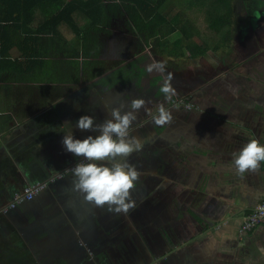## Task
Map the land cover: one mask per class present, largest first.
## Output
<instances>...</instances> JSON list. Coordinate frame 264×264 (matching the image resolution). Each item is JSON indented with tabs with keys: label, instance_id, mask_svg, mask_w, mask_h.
Segmentation results:
<instances>
[{
	"label": "crops",
	"instance_id": "1",
	"mask_svg": "<svg viewBox=\"0 0 264 264\" xmlns=\"http://www.w3.org/2000/svg\"><path fill=\"white\" fill-rule=\"evenodd\" d=\"M144 2L162 6L154 16L129 0H0V207L15 190L53 176L78 158L62 144L66 123L71 122L76 139L95 136L77 129L81 115L100 123L113 108L126 111L131 99L142 97L146 107L131 134L143 148L127 158L140 173L131 196L134 210L155 212L160 261L264 264V223L243 237L237 234L243 217L264 198V162L243 176L232 167L233 153L249 140L264 144V64L257 75L240 70L248 58L224 62L216 57L206 67L185 58L179 64L183 55L178 56L180 44L174 46L173 35L182 29L192 35L208 29L183 20L170 0ZM187 2L202 6L198 0ZM197 10L188 13L200 19L202 7ZM234 30L232 26V36ZM221 50L228 53L230 47L212 51ZM187 51V57L193 55L188 49L185 55ZM161 61L174 76L177 96L187 95L192 109L176 110L164 101L163 75L145 70L148 63ZM162 102L174 117L164 128L152 123ZM73 179L69 173L33 205H25L50 217L51 241L46 233L42 240L47 247L36 248L49 249L45 257L53 255L50 251L78 254L80 237H91L99 211H107L73 191ZM2 215L0 226H6ZM125 215L133 227V217ZM63 231L73 238L71 247L57 244Z\"/></svg>",
	"mask_w": 264,
	"mask_h": 264
},
{
	"label": "clouds",
	"instance_id": "2",
	"mask_svg": "<svg viewBox=\"0 0 264 264\" xmlns=\"http://www.w3.org/2000/svg\"><path fill=\"white\" fill-rule=\"evenodd\" d=\"M145 70L163 75L160 92L164 101L179 110L180 102L173 101V97L178 95L171 83L174 76L166 72L165 63H148ZM146 103L142 97L133 98L128 104V110L113 108L110 118L100 123L93 116L81 115L76 121L77 129L96 133L84 139L74 138L70 130L71 122L65 124L62 144L67 152L82 158L70 169L74 178L72 190L80 193L85 202L99 208L106 207L109 212L116 214H128L135 209L131 192L136 187L140 173L127 158L143 148L141 139L131 133L137 115L146 107ZM173 119L172 110L162 102L157 108V114L152 116V123L164 128ZM261 162H264V144L251 139L238 153H233L232 167L237 175L243 176L247 172L257 171Z\"/></svg>",
	"mask_w": 264,
	"mask_h": 264
},
{
	"label": "flooded vegetation",
	"instance_id": "3",
	"mask_svg": "<svg viewBox=\"0 0 264 264\" xmlns=\"http://www.w3.org/2000/svg\"><path fill=\"white\" fill-rule=\"evenodd\" d=\"M247 11L249 12V10ZM245 12L246 11H243V13ZM35 199L36 196H34L33 200ZM13 208L9 210L12 212ZM28 211L29 212L19 213V216L14 217L13 221H6L7 219L5 217L4 221L9 223H7L6 226H0V240L8 239L13 235L14 238L8 239L10 242L22 241L23 244H28L30 246L28 253L34 255L38 253L37 249L47 247V245L43 244L44 241L42 239H46L44 236L51 227H49L50 225L46 221L48 220V215L42 214L38 212V210ZM99 214L100 216H98V220H96L98 223L95 221L94 224H92L91 219V222L89 219H86L89 224L93 225L94 233L91 237L87 235H83L82 238L80 237L82 242L80 243V251L78 254L72 255L65 252L66 255L62 254V256L65 257L64 259H55L53 255H49L39 259V261L43 264H61V262L63 264H144L153 256L158 259L157 263L160 261L157 253V244L155 243L157 239V219L155 212L149 211L143 213L139 210H132L129 212L128 214L133 217V222L135 223L133 227L130 225L129 221L124 218V216H126L125 214H116L108 210L106 212L99 211ZM31 231L35 233L33 234L34 236H32ZM146 231L151 237H148ZM172 233L173 232H171V234ZM46 237L51 241V234L48 233ZM170 237L172 238V235H170ZM148 238H154L153 241L148 244L146 243L150 248H148L150 250L149 252L148 249L146 251L143 248ZM70 239L73 238L70 237V233L69 236H67L66 232L59 236L58 242L60 241V246L71 247L73 241ZM32 243L36 245L33 246ZM160 263L172 264L173 261L167 263L161 261Z\"/></svg>",
	"mask_w": 264,
	"mask_h": 264
},
{
	"label": "rangeland",
	"instance_id": "4",
	"mask_svg": "<svg viewBox=\"0 0 264 264\" xmlns=\"http://www.w3.org/2000/svg\"><path fill=\"white\" fill-rule=\"evenodd\" d=\"M234 1H235L234 4L236 5V11H235L236 13L233 20V27L235 28V30L232 36L233 39L232 42L233 41L234 42L232 43L233 45L230 46L229 52L227 53L226 51L223 50L219 52H213L212 49L210 48L212 39H210V37L207 36L209 34L208 31L207 32L208 34L207 33L200 34V38L199 35H193L192 38L190 37V39L187 40L183 38L182 42L180 43V45L176 50V52H178L177 54H179L178 55L179 57L183 55V57H180V60L178 62L179 64H183L185 60L190 59L187 60V62H192L201 67L203 66L206 67V66H211L209 63H211L212 60L214 61L216 57L220 58V60L224 62H227L228 60L229 62H231L230 59H232L233 57L242 59L241 61H244L246 58H248L249 60L248 63L242 64L240 70L242 71L244 70L245 72L244 74H249V73L251 74L255 71L256 75L258 72L261 71L262 64H264V38L262 35L264 30L261 29V27L264 28V0H256L255 2H253L252 7L248 9L242 8L241 1L238 0H234ZM170 2L172 4L171 6L179 7V9L183 14L182 16L183 20H187L189 24L195 23V25L199 30L205 28V26L202 24L203 21L201 20V18L199 19L197 15H194L193 13H188L191 10H196V12L198 11L197 9L199 6H197L196 3L187 2V0L178 3L170 0ZM247 10H249L248 14L246 13L248 12ZM243 11L246 12L243 13ZM247 15H249L248 18ZM256 28H258L260 32L258 31L254 32V29ZM180 32H176L173 35V37H177V38L181 37ZM254 33L257 34L254 35ZM231 48H233V51L234 48L239 50L241 52L240 57H236L238 55V51L234 53L231 50ZM186 49L188 50L191 49L190 50L191 54H192V50L196 52L198 51V55L195 56L194 54L187 57V55H189L190 52L187 51L185 55ZM85 63H87L86 60ZM181 67L183 69L186 68V64L182 65ZM170 228L171 226L168 227V229ZM189 230L191 231L192 228H190ZM173 233H175V231H173ZM179 234H182V231H180ZM188 235L190 236V233H188ZM185 237L188 238L187 235H185ZM9 238H14V236L12 235ZM172 238L177 240L176 236L174 235H172ZM8 239L0 240V264H43L39 261V259L45 258V252H47L49 249L42 250L34 255H30L28 253V250L30 248L28 244H23L22 241L19 242L13 241L11 243L10 240ZM58 244L60 245V241L58 242ZM175 244L177 245L178 243L176 242ZM143 248L147 251L148 249L147 244L143 245ZM50 252L53 254V258L55 259L60 260L65 258L64 256L61 255V253L60 255H58L57 253L59 252L57 253L53 251ZM157 260L158 259H156V257L153 256L150 259H148V262L144 264H148V263L159 264L161 261H158L157 263ZM61 264L63 263L61 262Z\"/></svg>",
	"mask_w": 264,
	"mask_h": 264
},
{
	"label": "trees",
	"instance_id": "5",
	"mask_svg": "<svg viewBox=\"0 0 264 264\" xmlns=\"http://www.w3.org/2000/svg\"><path fill=\"white\" fill-rule=\"evenodd\" d=\"M132 1V6L140 11L143 12H155L153 15L155 16L158 11H160L162 3H155L150 4L147 2H144L146 0H129ZM241 1V6L244 9H248L252 7L253 2L256 0H238ZM234 0H198V4L202 3V11H201V20L203 21L202 24L205 26V30L209 31V34L207 35L212 39L210 48L213 51H217L219 48H228L230 47V43L232 40V26H233V20L235 16L236 11V5L234 4ZM71 5V4H70ZM129 5V4H128ZM72 6L75 7V4L72 3ZM248 18V15H247ZM178 19V17H177ZM176 19V21H177ZM150 21V20H149ZM187 31V30H186ZM182 29L181 31V37L176 38L174 42V46L179 45L183 38L188 39L192 37V34L185 33ZM199 38H200V34ZM188 48V47H187ZM191 50V49H190ZM192 54L197 55L198 51H193Z\"/></svg>",
	"mask_w": 264,
	"mask_h": 264
},
{
	"label": "built area",
	"instance_id": "6",
	"mask_svg": "<svg viewBox=\"0 0 264 264\" xmlns=\"http://www.w3.org/2000/svg\"><path fill=\"white\" fill-rule=\"evenodd\" d=\"M173 101L180 102V105L186 109H192L195 105L190 101L187 95L183 96H176L173 98ZM81 157L73 161L72 163L68 164L47 179L37 180L32 183H28L23 186L20 190H15L11 194V198L7 201L2 207H0V212H6L7 210L15 207L18 204H21L25 201L31 200L36 196L41 190H43L47 183L53 179L60 178L64 176L66 173L70 172L71 167H74L77 162L81 161ZM264 223V198L257 202L254 207L251 209L249 213H247L237 229V234L239 237H243L245 234L253 230L257 225Z\"/></svg>",
	"mask_w": 264,
	"mask_h": 264
},
{
	"label": "water",
	"instance_id": "7",
	"mask_svg": "<svg viewBox=\"0 0 264 264\" xmlns=\"http://www.w3.org/2000/svg\"><path fill=\"white\" fill-rule=\"evenodd\" d=\"M79 158V157H78ZM78 158H75L74 160H72L71 162L69 161V162H67L62 168H60V170H62L63 168H65V166H67L68 164H70V163H72L73 161H75L76 159H78ZM60 170H58L57 172H59ZM56 172V173H57ZM55 173V174H56ZM69 173H71V172H69ZM69 173H66L64 176H66V175H68ZM53 176H54V174H53ZM64 176H62V177H60V178H56V179H53V180H51V181H49L48 183H47V185H46V187L43 189V190H41L37 195H36V197H38V196H42L43 194H44V192H46V191H48L49 189H50V187L52 186V184H55V182H57V180H59V179H61V178H63ZM11 198V197H10ZM33 202H34V200L33 199H31V200H28V201H25V202H23V203H21V204H18V205H16V207L15 208H13V211L11 212L10 210L9 211H7V212H3L2 214V218H7L8 220H12L13 221V218L14 217H17L16 215L18 214V211L19 210H21V211H28V208L25 206V205H33ZM25 206V207H24ZM16 208H17V210H16Z\"/></svg>",
	"mask_w": 264,
	"mask_h": 264
}]
</instances>
